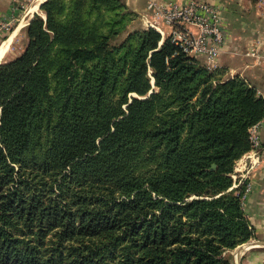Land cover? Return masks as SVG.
<instances>
[{"label": "trees", "instance_id": "1", "mask_svg": "<svg viewBox=\"0 0 264 264\" xmlns=\"http://www.w3.org/2000/svg\"><path fill=\"white\" fill-rule=\"evenodd\" d=\"M40 8L0 62V264H232L255 237L232 175L257 86L125 0Z\"/></svg>", "mask_w": 264, "mask_h": 264}, {"label": "crops", "instance_id": "2", "mask_svg": "<svg viewBox=\"0 0 264 264\" xmlns=\"http://www.w3.org/2000/svg\"><path fill=\"white\" fill-rule=\"evenodd\" d=\"M44 1L0 0V25L11 21L17 23L13 30L14 34L25 29L36 13H43L40 6ZM125 1L132 10L139 14V19L145 24L142 17L150 0ZM168 1L187 2L189 0ZM206 1L217 5L221 11L225 34L219 58L221 77L223 79L235 75L244 77L257 86L259 93L264 96V58L255 61L246 59L243 55L250 46L251 39L258 34V31H264V0ZM14 34L9 37V43ZM262 53L264 56V46H262ZM196 58L206 63L205 56L197 55ZM260 135L264 145V123L260 128ZM261 155L264 160V146ZM237 174L240 173L237 172ZM249 179L253 186L247 196L245 209L255 229V237L251 240L259 243L264 240V162L250 172Z\"/></svg>", "mask_w": 264, "mask_h": 264}, {"label": "built area", "instance_id": "3", "mask_svg": "<svg viewBox=\"0 0 264 264\" xmlns=\"http://www.w3.org/2000/svg\"><path fill=\"white\" fill-rule=\"evenodd\" d=\"M142 19L146 25L161 33L162 40L169 37L171 42L187 55L205 56L209 68L220 67L219 58L225 34L221 11L217 5L206 0H189L187 2L150 0ZM9 23H2L0 31L7 28ZM262 46H264V31H258L243 55L246 59L259 61L264 58ZM263 123L264 117L251 126L249 137L251 149L236 161L232 175L234 178L233 187L247 182L246 193L243 196L244 207L253 186L249 179L250 172L264 162L261 155L264 145L260 135Z\"/></svg>", "mask_w": 264, "mask_h": 264}, {"label": "rangeland", "instance_id": "4", "mask_svg": "<svg viewBox=\"0 0 264 264\" xmlns=\"http://www.w3.org/2000/svg\"><path fill=\"white\" fill-rule=\"evenodd\" d=\"M9 24L7 28L0 31V45L14 34L13 30L17 23L11 21ZM166 29L168 30V27H166ZM26 42L27 36L25 29L16 32L9 43L5 55L1 58V61L17 56L24 49ZM253 242V240H250L235 248L229 249L225 252V255L227 257L230 256L232 264H262L264 263V240L259 242V246L257 243L256 246L246 248L248 244H252Z\"/></svg>", "mask_w": 264, "mask_h": 264}, {"label": "bare ground", "instance_id": "5", "mask_svg": "<svg viewBox=\"0 0 264 264\" xmlns=\"http://www.w3.org/2000/svg\"><path fill=\"white\" fill-rule=\"evenodd\" d=\"M9 39L8 38L2 45H0V59L4 56L6 50H7V47H8V44H9ZM260 244V243H258ZM257 245V242H253L252 244H248L246 246V248H250L252 246H256Z\"/></svg>", "mask_w": 264, "mask_h": 264}, {"label": "water", "instance_id": "6", "mask_svg": "<svg viewBox=\"0 0 264 264\" xmlns=\"http://www.w3.org/2000/svg\"><path fill=\"white\" fill-rule=\"evenodd\" d=\"M215 166H216V165H215V164H213V168H215Z\"/></svg>", "mask_w": 264, "mask_h": 264}]
</instances>
